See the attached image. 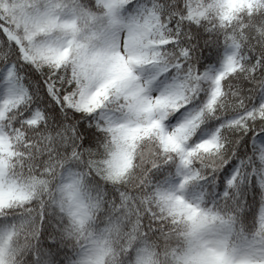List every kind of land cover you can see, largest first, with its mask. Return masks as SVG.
I'll list each match as a JSON object with an SVG mask.
<instances>
[{"label":"snow or ice","instance_id":"1","mask_svg":"<svg viewBox=\"0 0 264 264\" xmlns=\"http://www.w3.org/2000/svg\"><path fill=\"white\" fill-rule=\"evenodd\" d=\"M0 264H264V0H0Z\"/></svg>","mask_w":264,"mask_h":264}]
</instances>
